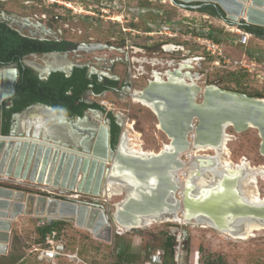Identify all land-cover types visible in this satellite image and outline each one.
<instances>
[{"label":"rangeland","instance_id":"374dc122","mask_svg":"<svg viewBox=\"0 0 264 264\" xmlns=\"http://www.w3.org/2000/svg\"><path fill=\"white\" fill-rule=\"evenodd\" d=\"M130 7H141L146 12L136 14L129 10ZM6 14L14 18L8 19ZM156 17L158 20L161 19L160 24L168 22L173 23L174 27L182 25V31L190 37H193L195 32L187 28L183 20H190L195 28L205 27L210 31L213 30L218 38L216 41L221 43L225 52L233 59L244 60L248 65V68L234 64L230 67H222L216 66L211 60H206L204 70L194 69L198 75L202 76L198 82L199 87L205 88L214 84L232 92L246 93L253 97H258L257 95L260 94V98H264V39L253 35L245 41L241 34L242 31L237 30V28L241 30L244 28L230 24L209 12L183 8L172 0H0V20L9 22L12 27L20 29L25 35H43L42 29L45 27L50 31L48 37L62 36L73 41H89L92 37L93 40L102 42L109 39L115 44L121 39L120 32H123L129 43L127 51H130V55L138 58L146 56L148 59V61L141 62L131 57L127 64L125 62L116 63L115 72L122 71L123 78L127 77L130 82L129 92L145 88L149 79L153 78L152 73L155 70L164 72L172 69L168 61L179 62L184 58L183 52H167L161 49V43L171 41L167 37L151 36L147 33L159 29L160 24L154 20ZM124 26L135 28L136 31L124 32ZM175 42L181 41L177 39ZM188 46L191 49L194 47L191 43H186V49ZM137 47L142 51L133 53L132 51L138 49ZM95 51L93 53L82 50L79 54L70 55L69 58L86 61L89 65L96 62L98 64L95 66L96 69L107 70L105 66L111 67V60L121 54L115 50ZM198 52L199 50H194L190 56ZM106 53L109 54L110 60ZM47 58L48 56L28 55L25 60H37L38 63L45 64ZM128 91H109L98 96L87 95V97L98 102L105 98L110 106L106 108V113L111 111L114 115H119L120 120L124 117L123 127L128 122L135 124V129L141 133L144 146L160 150L164 143L171 142L170 137L160 128L157 115L151 109L133 101ZM200 94H197L198 102L203 99V94L202 96ZM5 101L7 105H10L8 100ZM28 115L35 117L30 113ZM227 131L232 135L229 148L233 160L238 162L242 157H246L253 165L264 164V155L261 151L262 137L257 127L237 131L233 126H229ZM77 134L81 136L80 140L85 136L82 131ZM89 138L86 139L89 140ZM183 159H186V156H183ZM0 185L31 190L30 192L36 193L46 192L49 195L54 193L64 198L78 195L75 190L61 191L59 188L46 184L14 177L0 176ZM259 187L264 195L262 180H260ZM77 198L99 202L114 221L115 203H118L123 195L109 198L106 194L95 196L89 193H79ZM39 218L41 217L33 216L27 220L33 223V228L29 233H24V236L14 235L13 248L17 247L19 253L26 254L25 248L29 245L26 242L27 239L32 243L39 242L40 235L36 233L35 226ZM176 227H179V230H176ZM184 230H187L189 234L186 248L184 247ZM57 231L58 239L66 243L68 251L78 252L81 262L60 258L56 264H115L118 253L124 249L134 255L132 264H161L166 256V243L169 235H175V249L179 244L181 245V259L177 262L174 254L175 264H207L210 261L216 264H264V230L256 232L248 240H240L228 237L218 229L203 227L201 224L158 222L144 228L125 227L120 230L114 223L113 240L109 243L97 238L86 227L77 225L74 219L66 218ZM35 262L53 264L48 261L36 260Z\"/></svg>","mask_w":264,"mask_h":264},{"label":"water","instance_id":"95a60500","mask_svg":"<svg viewBox=\"0 0 264 264\" xmlns=\"http://www.w3.org/2000/svg\"><path fill=\"white\" fill-rule=\"evenodd\" d=\"M172 1L187 9L213 7L218 17L240 27L245 24L264 27V0ZM129 10L140 14L143 9L134 7ZM32 55L36 56L37 53ZM50 55H58V53L53 52ZM23 61L24 65L32 68L41 80H47L52 72L62 70L61 67L53 66L44 69L32 65L28 60ZM73 67L70 65L64 69L66 75L72 73ZM1 68L9 71L11 78L10 89L2 90L0 93V176L36 181L39 184L51 183L54 188H59L61 191L75 190L80 194L89 193L95 196L105 195V181L115 165L132 171L139 178L156 175L159 177V182L145 197L131 199L119 210L115 208L114 221L108 216L104 206L96 201H85L69 196L64 198L54 193L49 195L46 192H27L24 189L0 185V253L7 252L12 224L21 215L39 216L49 223L57 219L72 218L77 225L92 230L97 238L110 243L113 240L114 223L131 225L136 215L149 212L152 207H159L165 203L169 189L176 188L168 169L173 163L181 164L177 155L189 147L191 142L189 130L195 131V141L198 143H209L219 139L226 123H230L237 131H243L254 125L262 137L261 151L264 155V98L232 92L210 84L213 88L207 86L203 99L198 102L190 85L173 82L169 78L162 82L149 80L147 86L141 90V94L157 105H164V108L159 109L157 117L162 129L171 138V143L175 147L173 151H160L159 155L149 158L127 156L119 149L124 136L123 122L118 119L119 115L115 116L122 131L116 147L113 148L111 120L105 111L89 109L82 116L69 117L60 115L53 107L40 102L16 112L9 133L3 134L4 101L15 96L20 70L13 63L2 64ZM129 94L132 97L134 91H130ZM36 105L51 111L57 123L62 124L64 131L68 133L77 134L80 131L90 130V139L82 137V140L76 142L74 139L68 141L61 137L36 133L33 123L19 129V117ZM90 113L96 114L97 119L92 125H83L82 122L90 117ZM195 120H197L196 125H194ZM88 141H91L92 145ZM227 181H229V184L225 181L226 185H229V189L226 188L227 192H231L230 185L236 183V178H229ZM225 196L226 194L223 196L220 191L205 200L186 198L184 204L188 208L186 216L189 217L190 224H200L201 218L207 214L214 215L217 220V216L230 213L264 216V206L239 200L237 193ZM198 216L200 218H197ZM218 223L222 224V220L219 219ZM219 226L221 228V225ZM144 227L147 225L141 228ZM130 228L140 227L130 226ZM175 229L179 230V227ZM188 238V231L184 230L185 248ZM59 248H63V245Z\"/></svg>","mask_w":264,"mask_h":264},{"label":"bare ground","instance_id":"6f19581e","mask_svg":"<svg viewBox=\"0 0 264 264\" xmlns=\"http://www.w3.org/2000/svg\"><path fill=\"white\" fill-rule=\"evenodd\" d=\"M237 30L240 32L242 31L240 28H237ZM50 56L51 57L48 58L45 64L38 63L37 60H28V62L44 69H47L49 66L61 67L53 63L56 61L54 55ZM192 61L193 59L191 58L184 59L179 64H176L177 66L175 68H173L175 63L171 62L169 67H172V69H167L164 72L154 71L151 80L154 79L158 82H162L166 78H169L173 82L190 85L191 91L195 97H197L198 93H204L207 86L205 88L199 87L198 74H194L187 70L192 68ZM10 78L11 73L1 68L0 93L2 90L5 91L6 89H10ZM4 80H6V83H4ZM209 87H211V85ZM212 88L213 87H211V89ZM141 90L142 89L133 90L134 95L132 96V100L151 109L157 115L159 109L164 108V105H157L155 102L148 100L141 94ZM29 113L35 115V117L29 116ZM88 119L84 122H87L88 125H92L93 121L97 119V115L91 114ZM121 121H125L124 117H122ZM32 123L36 127V133L41 132L40 134L45 133L61 137L68 141L71 139H74L76 142L80 141L81 136L79 134L64 131V126L57 123L55 115L42 106L36 105L27 112H24L19 117L18 128H26ZM134 125L135 124L128 122L124 127V136L119 148L123 154L133 157L139 156L149 158L153 155H159L160 151H173L175 149L171 142L164 143L160 150L145 147L141 133L135 129ZM159 126L162 129L160 124ZM229 126H231V124L226 123L219 139L216 142L209 143H198L195 141V131L189 130L188 134L191 141L189 147L177 155L179 157V163L181 161V164L173 163L168 169L169 176L173 184L176 185V188L169 189L165 197V203L161 204L159 207H152L149 212L136 215L134 221H132L129 226L123 225L117 221V227L120 230L130 226L141 228L144 225L149 226L158 222L190 224V219L186 216L188 208H186L184 200L188 197L196 200H205L220 191L223 196L225 194L226 196H231L237 193V196L239 195V200L252 205L264 206V195L259 187L260 180L264 182V164L253 165L246 157H242L238 162L233 160L229 148V142L232 139V135L227 131ZM250 127L255 126L250 125ZM90 145H92V142ZM183 156H186V159H183ZM53 178L54 177H52V179ZM229 178H236V183L230 185L232 186V188H230L232 189L231 192H227L228 190L226 189H229V185H226V183L229 184V181H227ZM60 179H62V176ZM158 182L159 177L156 175H148L147 178H139L135 176L132 171L115 165L107 175L104 192L109 198L123 195V198L118 203H115V208L119 210L123 208L129 200L141 199L151 193ZM42 184L53 187L51 183L42 182ZM213 216L209 214L204 215L201 218L202 221L200 224H202L203 227L218 229L228 235V237L230 236L234 239L248 240L254 236L256 232L264 230V216L249 214L235 215L233 213L217 216L218 220H222V224L218 223V220ZM197 218H200V216ZM219 225H221V228Z\"/></svg>","mask_w":264,"mask_h":264},{"label":"trees","instance_id":"16d2710c","mask_svg":"<svg viewBox=\"0 0 264 264\" xmlns=\"http://www.w3.org/2000/svg\"><path fill=\"white\" fill-rule=\"evenodd\" d=\"M209 9V8H208ZM205 9V10H208ZM208 12L216 14L215 9L211 8ZM247 31L256 36L264 34V27L255 25H244ZM209 35L218 40L217 36L210 32ZM53 40H41L30 36L22 35L18 30L11 27L6 21H0V66L11 63H18L20 75L16 84V95L12 106L4 103L2 114V133L8 134L10 131L14 113L24 110L33 103H43L53 107L60 115L72 117L74 115L82 116L89 109L106 111V107L98 101L88 103L84 99V93L88 86L94 84L96 94L103 92L110 85H116V81L108 79L109 84H99L97 75L93 78L88 77V67H75L71 75H66L62 71H54L48 80H41L32 68L24 66L20 61L21 56L29 53H42L52 50H60L62 46H54ZM72 44V43H69ZM19 54V55H17ZM119 85H123L120 83ZM261 97V95H257ZM108 117L111 120V146L116 147L122 131L121 125L117 122L116 116L108 111ZM65 219H57L52 223H46L37 227L40 235L39 242L43 241L47 232L58 230ZM176 245L175 235H169L166 243V256L161 264H175L173 261ZM134 255L129 254L126 249L121 250L115 264H132ZM159 264V263H155ZM207 264H216L213 261Z\"/></svg>","mask_w":264,"mask_h":264},{"label":"flooded vegetation","instance_id":"af4514ba","mask_svg":"<svg viewBox=\"0 0 264 264\" xmlns=\"http://www.w3.org/2000/svg\"><path fill=\"white\" fill-rule=\"evenodd\" d=\"M131 8H133V7H130V9ZM211 8H213V7L203 6V7L200 8V10L208 12L209 10H211ZM205 9H208V10H205ZM144 12H146V10H142V13H144ZM159 13L161 14V11ZM159 13L157 12L158 15H159ZM209 13L213 14V12H209ZM213 15L217 16V14H213ZM5 16H7L8 19H13L14 18V16L8 15V14H6ZM137 18H138V16H137ZM135 20H136V18H135ZM154 20L157 21V24H160L161 19L158 20V17H156ZM0 21H4V20H0ZM7 23L12 27V25L9 22H7ZM13 28H15V27H13ZM177 28H183V26L182 25H178ZM15 29L18 30L22 35H25L24 33H22L20 31V29H18V28H15ZM42 31H43L42 33H44L43 35L42 34H37L36 36L35 35H25V36H30L32 38H38V39H41V40H53V41H55L54 46H62L63 47L60 50H52V51L37 53V55L48 56V58H49V57H51L50 56L51 53L57 52L58 55H54L56 61L53 62V63L58 64V65L61 66L62 70H58V71L64 72V69L67 66H70V65L74 66L73 70H74L75 67H84V66H86V67H88V77L89 78H93L94 75H97V78L99 79V84H103V85L109 84V82L107 81L108 79H112V80L116 81V85L115 86L114 85H110L109 88H106L103 92L98 93V94H96L94 92V89H93L94 84L91 83L88 86V88L85 91V93H84V99L88 103H94V102H96V100L95 99H90L89 97H87V95L98 96V95L103 94L104 92L108 93L109 91L110 92H116V91L117 92H120V91L126 92V91H128V88L130 86V82L127 80V77L123 78L122 71L120 73L115 72V65H116L117 62L118 63L125 62L127 64V62H129L131 57L134 58V60H138V61L140 60L141 62L142 61H148V59H146L147 58L146 56L138 58L135 55L134 56L130 55V51L129 52L127 51L129 43L126 40V37H125L123 32H120L121 33L120 34L121 35V39L119 41H117L115 44H113V43H111L109 41V39H107L105 42H102V41H95V40H93L92 37L90 38L89 41H73V40H70V39H66V38H64L62 36H50V37H48V34H50L48 32H50V31L48 29H46L45 27H43ZM33 32L36 33L35 31H33ZM210 32L214 33L213 30L210 31ZM257 37H261V38L264 39V34L262 36H257ZM69 43H72V44H69ZM131 46L134 47L133 45H131ZM160 47H161L162 50L167 51V52H169L167 50L168 47H171L169 49H171L170 51H172V52L173 51L174 52H183L184 45L180 44V43H177L175 41H170V42L161 43ZM137 48L138 49L133 50L132 52L133 53H138V52L142 51L139 47H137ZM82 50H84V51H92L93 53L96 52L95 50H99V51L100 50H110V51H114L115 50V51L121 52V54H119L116 59L111 60V67L105 66L107 68V70H101V69L98 70L95 67L96 65H98L96 62L93 63L92 65H89L86 61H82V60H79V59H77V60L74 59L73 60V59L69 58L70 55H72L74 53L75 54H79L80 51H82ZM32 53H35V52H32ZM32 53H29L27 55L21 56L20 61L22 62L23 65H24V61L23 60L25 59L26 56H28V55L34 56V55H32ZM106 54L108 55V58L110 60L111 58H110L109 54L108 53H106ZM17 55H19V54H17ZM48 58L45 59V62L48 61ZM100 59H101V57H100ZM104 59H107V58H104ZM13 64H16L18 66V63H13ZM73 70H72V72H73ZM121 79H122V81H121ZM149 80H151V79H149ZM120 83H123V85H119ZM127 93H130V92L128 91ZM14 98H15V96L12 99H8V101L10 102V105H8V106H12L13 105ZM5 102L7 104V101H4V103ZM12 120H13V118H12ZM84 123L82 122L83 125H88V123L87 124H84ZM82 133H85L86 137L84 136L83 137L84 139H86V138L88 139L90 137V135H91V131L90 130H84V131H82Z\"/></svg>","mask_w":264,"mask_h":264},{"label":"built area","instance_id":"2783aa9c","mask_svg":"<svg viewBox=\"0 0 264 264\" xmlns=\"http://www.w3.org/2000/svg\"><path fill=\"white\" fill-rule=\"evenodd\" d=\"M183 24L187 28H190L192 29L193 32H195L193 37L187 36V33L182 31L181 28L174 27L173 23L169 24L168 22L161 23L159 29L157 30L147 32L151 36L160 35L165 38L167 37L171 41H176L177 39L181 41L179 43L184 45L183 47L184 58L179 62L176 60H172L175 63V65H173L174 68L177 66L176 64H179L184 59H189V58L193 59L191 63L192 68H189L187 70L193 72L194 74H198V72H195L194 69L196 70L205 69L204 62L206 60H211L213 64H215L216 66L230 67L231 64H234L235 66L240 65L241 67L248 68V65L244 60L233 59L225 52V50L221 46V43H219L209 35L210 29L205 27H203L202 29L195 28L193 27V23L190 20H183ZM123 30L124 32L136 31L135 28L125 27V26L123 27ZM241 34L245 38V41L249 40L254 35V33L247 31L245 29L242 30ZM186 43H191V45H194V47L191 49L188 46V48L186 49ZM194 50H199L198 54H195L194 56H190L191 53L194 52ZM172 61H168V63L170 64V62ZM198 76H199L198 78V82H199L202 79V76L201 75ZM200 96H202V93L200 94ZM99 103L104 105L106 108L110 107L109 102L105 98H103ZM196 124H197V120L194 121V125ZM77 196H79V193L78 195H74L75 198H77ZM61 245H63V248H59ZM33 252L36 253L37 259L42 261L47 260L56 263L57 260H59L60 258H68L70 260H76L77 262H81L78 252L68 251L66 247V243L58 239V231L55 229L47 232L43 241L38 242L37 245L33 246ZM180 252H181V245L179 244L174 251L175 260L177 262H179L181 259Z\"/></svg>","mask_w":264,"mask_h":264},{"label":"crops","instance_id":"0c3cea01","mask_svg":"<svg viewBox=\"0 0 264 264\" xmlns=\"http://www.w3.org/2000/svg\"><path fill=\"white\" fill-rule=\"evenodd\" d=\"M27 192L31 190H26ZM48 194V193H47ZM33 216L30 215H21L17 218L16 221L13 222L12 224V232L10 235V240L8 243V250L6 253H0V264H37L35 261L38 260L36 257V253L33 252V246L37 245L38 242L32 243L30 240H26L28 246H26V254L22 252H18L17 247L13 248L14 246V235L17 236H24V233H29V231L33 228V223L28 222L27 220L30 219ZM39 222H41L39 224ZM47 222V220H43L42 218H39L37 223H36V233L37 232V227L44 225ZM34 226V227H35ZM17 230V231H16ZM67 247V245H66ZM68 248V247H67ZM40 262L47 261V260H38ZM58 261V260H57ZM51 262V261H48ZM53 263V262H51ZM57 263V262H56ZM53 263V264H56ZM41 264V263H39Z\"/></svg>","mask_w":264,"mask_h":264}]
</instances>
